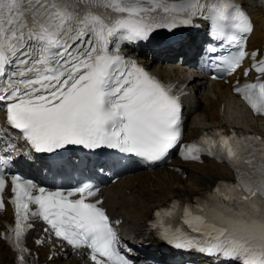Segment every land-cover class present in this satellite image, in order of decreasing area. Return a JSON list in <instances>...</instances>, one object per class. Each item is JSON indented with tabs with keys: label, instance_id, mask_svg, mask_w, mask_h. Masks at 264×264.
<instances>
[{
	"label": "snow or ice",
	"instance_id": "1",
	"mask_svg": "<svg viewBox=\"0 0 264 264\" xmlns=\"http://www.w3.org/2000/svg\"><path fill=\"white\" fill-rule=\"evenodd\" d=\"M197 17L210 21L215 39L235 46L223 60L229 73L246 57L252 61L257 82L238 84L235 91L264 115V51H246L253 23L235 0H0V105L8 126L0 129V153H6L0 156V209L7 199L15 212L14 226L0 239L15 247L18 264H29L23 238L30 217L45 222L49 235L89 249L94 264L133 262L118 248L90 180L49 190L12 172L13 132L40 154L60 155L76 146L97 155L112 150L116 158L101 164L100 173L125 160L163 161L173 149L185 160L207 154L226 161L235 183L165 212H178L198 235L155 227L176 249L223 257L221 264H264V137L217 131L182 145L180 96L118 47L119 41H148L159 30L198 27Z\"/></svg>",
	"mask_w": 264,
	"mask_h": 264
},
{
	"label": "bare ground",
	"instance_id": "2",
	"mask_svg": "<svg viewBox=\"0 0 264 264\" xmlns=\"http://www.w3.org/2000/svg\"><path fill=\"white\" fill-rule=\"evenodd\" d=\"M242 1L247 5V7H249L255 19L256 28L252 36L251 43L256 45L264 40V14L259 8L256 7L255 0ZM142 56L145 55L142 54ZM147 62H149V60ZM158 70L160 73L162 72L165 77L171 78H174V75H180L182 72L184 73L183 75L186 77L189 71V69H186L184 66L181 65L159 66ZM189 78L193 80H195L196 78L197 81L203 83L202 78L198 75H196L195 77L189 76ZM212 87L216 88V90L219 92V96H227V86H222L221 88L219 86ZM213 88L209 87L206 93L203 94V96H195L193 100H188L189 106L193 105V103L197 101V98L202 101V107L198 110L196 114L190 116V122H192V124L195 125L196 128L208 127V124L215 123V120H218L220 122L222 121V119L218 116L214 109V107H216L219 102L215 100V96L211 93L212 91L215 92ZM190 111V108L187 109V114H190ZM203 113H205L206 115H201ZM226 115L231 125L243 128H253L259 133L264 134L263 123L259 124L257 122H252L248 119L241 122L239 120L240 117H236L232 113H227ZM225 172L227 171L224 169L215 171L210 166H203L199 168L192 167L191 169H189V177L186 181L181 180V178L166 174L165 172H162L159 175H149L145 173L138 177L139 184L144 187V190H147L152 186L153 189L156 190L155 194H152L146 198L142 195V193L134 194L130 197L124 195V193H117V195L112 201V204L115 207L126 209V214L124 216L125 220L133 223V225L127 227L130 229L134 226H139V222L142 221V219L148 217L151 210H153L160 203L170 200L174 197H193L200 190L208 189L213 184L214 178L224 177L226 175ZM128 188L133 189L131 185H128ZM133 231L134 230L130 232L129 237L134 236V238H138L137 233L134 234ZM137 242L142 245L141 240H137Z\"/></svg>",
	"mask_w": 264,
	"mask_h": 264
}]
</instances>
